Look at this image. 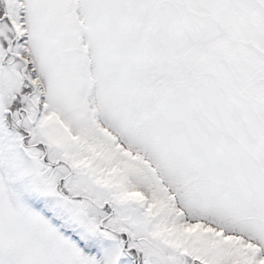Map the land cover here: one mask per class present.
<instances>
[{
    "label": "snow or ice",
    "instance_id": "1",
    "mask_svg": "<svg viewBox=\"0 0 264 264\" xmlns=\"http://www.w3.org/2000/svg\"><path fill=\"white\" fill-rule=\"evenodd\" d=\"M0 264H264V0H0Z\"/></svg>",
    "mask_w": 264,
    "mask_h": 264
}]
</instances>
